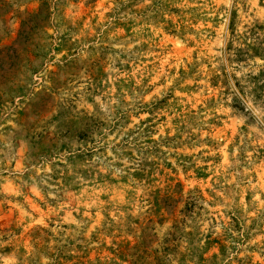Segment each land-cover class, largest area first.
Masks as SVG:
<instances>
[{"label":"rangeland","instance_id":"obj_1","mask_svg":"<svg viewBox=\"0 0 264 264\" xmlns=\"http://www.w3.org/2000/svg\"><path fill=\"white\" fill-rule=\"evenodd\" d=\"M0 264H264V0H0Z\"/></svg>","mask_w":264,"mask_h":264}]
</instances>
